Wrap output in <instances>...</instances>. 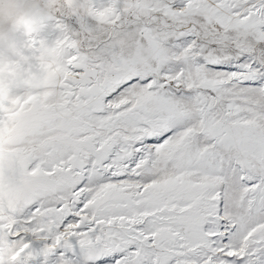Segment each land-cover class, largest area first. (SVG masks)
Returning a JSON list of instances; mask_svg holds the SVG:
<instances>
[{"label":"snow or ice","instance_id":"1","mask_svg":"<svg viewBox=\"0 0 264 264\" xmlns=\"http://www.w3.org/2000/svg\"><path fill=\"white\" fill-rule=\"evenodd\" d=\"M0 84V264H264V0H62Z\"/></svg>","mask_w":264,"mask_h":264},{"label":"rangeland","instance_id":"2","mask_svg":"<svg viewBox=\"0 0 264 264\" xmlns=\"http://www.w3.org/2000/svg\"><path fill=\"white\" fill-rule=\"evenodd\" d=\"M0 84L15 86L38 76L37 55L29 36L54 30L62 0H0Z\"/></svg>","mask_w":264,"mask_h":264},{"label":"clouds","instance_id":"3","mask_svg":"<svg viewBox=\"0 0 264 264\" xmlns=\"http://www.w3.org/2000/svg\"><path fill=\"white\" fill-rule=\"evenodd\" d=\"M7 8H8V6H7V5H5L3 8H0V11H6V10H7Z\"/></svg>","mask_w":264,"mask_h":264}]
</instances>
